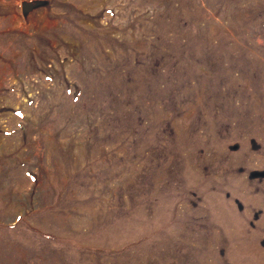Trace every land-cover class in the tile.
<instances>
[{
  "label": "rangeland",
  "instance_id": "374dc122",
  "mask_svg": "<svg viewBox=\"0 0 264 264\" xmlns=\"http://www.w3.org/2000/svg\"><path fill=\"white\" fill-rule=\"evenodd\" d=\"M0 264H264V0H0Z\"/></svg>",
  "mask_w": 264,
  "mask_h": 264
},
{
  "label": "water",
  "instance_id": "95a60500",
  "mask_svg": "<svg viewBox=\"0 0 264 264\" xmlns=\"http://www.w3.org/2000/svg\"><path fill=\"white\" fill-rule=\"evenodd\" d=\"M22 7H23L25 10H29L30 7H31V3H30V2H24V3H22Z\"/></svg>",
  "mask_w": 264,
  "mask_h": 264
}]
</instances>
